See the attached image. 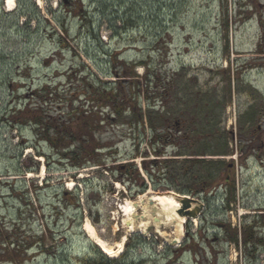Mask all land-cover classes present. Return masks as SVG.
<instances>
[{
	"label": "rangeland",
	"instance_id": "rangeland-1",
	"mask_svg": "<svg viewBox=\"0 0 264 264\" xmlns=\"http://www.w3.org/2000/svg\"><path fill=\"white\" fill-rule=\"evenodd\" d=\"M7 1L0 0V229L17 226L44 238H31L40 245L27 259L2 264H78L97 240L117 250L124 237L123 253L131 239L130 259L151 256L164 263L170 254L165 245L179 238L170 246L180 247L190 234L202 246L186 249L174 264H264L263 247L255 258L231 241L232 229L253 217L264 236V0H82V17L68 14L64 0H14L13 11ZM106 51L128 63L144 62L172 81L173 92L154 111L161 105L166 130L176 133L162 146L160 160L175 162L154 183L143 167L144 159L159 158L147 118L145 129L135 121L101 135L114 147L111 170L81 171L67 170L55 158L47 170L45 157L31 147L37 143L33 130L23 129L27 139L21 142L20 131L5 121L14 102L20 104L22 96L46 81L64 82L76 65L106 76L112 69ZM144 70L143 65L136 68L139 75ZM139 102L147 114L144 96ZM195 120H203L208 139L189 134ZM38 144L50 156L49 146ZM206 150L211 155H193ZM202 157L222 161L224 177L206 195L178 192L195 181L192 174L181 173L182 162ZM130 161L149 186L144 193L137 184L121 181L119 166ZM228 167L234 171L235 193ZM64 190L75 193L83 214L73 196L62 199ZM165 192L200 199L205 205L197 223L186 218L181 235L175 220L165 217L158 227L145 218L149 224L130 231L125 223L130 203ZM137 212L141 216L143 209Z\"/></svg>",
	"mask_w": 264,
	"mask_h": 264
},
{
	"label": "trees",
	"instance_id": "trees-1",
	"mask_svg": "<svg viewBox=\"0 0 264 264\" xmlns=\"http://www.w3.org/2000/svg\"><path fill=\"white\" fill-rule=\"evenodd\" d=\"M62 5L68 14L84 16V12L81 13V10L84 9L82 0H64ZM60 24L64 28L63 24ZM114 52L106 51L103 53L109 56L112 68L103 77L114 78L115 81L105 80L85 64L76 65L66 74L64 82L46 81L41 87L27 93L26 97L22 96L24 101H21L20 104L14 102L6 111L5 121L20 131L21 142L27 139L22 130L25 128L33 130L34 139L37 143L31 147L36 151L37 156L45 157L47 170L51 167V159L55 158V162L63 168L70 171H81L87 167L111 170L108 167V158L112 155L111 150L114 147L109 139H104L101 135H107L116 126L133 125L135 121L145 129V119L147 118L155 139V143H152V149L159 158L148 161L144 159L143 167L150 182L154 183L155 177L166 174L167 164L175 162L167 161L168 159L160 160V157L164 155L162 146L165 147L166 143L174 141L172 137L176 136V133L171 129L166 130L167 119L160 112L162 106L160 105L159 109L154 111L158 102L162 101L165 95H170L173 92L171 90L172 81L164 77L160 70L152 71L144 62L132 61L128 63ZM140 65L145 68L143 75H139L136 71ZM141 96H144L147 101V114L144 112L143 106L140 105ZM154 112L157 118L152 119ZM200 115L202 114L198 112L199 117ZM202 122L203 120H195L188 127L189 134L201 136V139H208L209 133H206L205 128H202ZM178 124L176 123L177 126ZM38 143H45L49 146L52 151L50 156L39 150L41 144ZM181 154L179 153L180 156ZM193 155L207 156L211 154L206 150ZM144 157L147 158V155ZM192 164L193 166H190ZM223 167L222 161H208L204 157L185 159L182 162L181 173L184 175L192 174L195 181L192 180V187L190 188L176 190L181 193L193 192V194L204 193L206 195L214 182H218L224 177L222 174ZM119 169V174L123 179L119 178L118 180L129 181L131 185L137 184L141 193L149 189L134 162H127L119 166ZM230 169V167L226 168V177L234 190L233 193H235L234 171ZM74 195V192L64 190L62 199H68ZM233 198L234 196L231 199L227 198V207ZM74 200L78 210L83 214L78 197L75 196ZM259 222L257 217H253L251 223L242 226L241 234L237 228L232 229L231 241L239 246L241 240V245L246 247L248 253L252 252L255 258L259 256L261 247L264 248V236L258 233L261 227ZM6 227L0 229V264L27 259L32 254L33 249L40 245L38 242L32 241L31 238L38 236L42 240L44 238L43 234H27V231L21 227ZM222 228L226 232L231 229L227 225H223ZM138 238L142 243L145 242L141 235H138ZM196 238L195 234L188 235L182 245L177 248L165 245V249L170 254L165 258L164 263L151 256L130 259L131 239H128L126 243V252L118 258L108 257L98 245L92 244L94 251L77 259L76 262L78 264H174L176 258H181L182 252L186 249L193 251L202 246L201 240ZM67 260L70 258L68 257Z\"/></svg>",
	"mask_w": 264,
	"mask_h": 264
},
{
	"label": "bare ground",
	"instance_id": "bare-ground-1",
	"mask_svg": "<svg viewBox=\"0 0 264 264\" xmlns=\"http://www.w3.org/2000/svg\"><path fill=\"white\" fill-rule=\"evenodd\" d=\"M13 1L14 0L7 1L9 8H11L9 11L15 9V7H13L15 6ZM180 205V201L176 199L172 192H165L152 196L143 195L139 200L132 201L127 207V218L125 223L129 230L132 231V229L134 230L135 228L140 227V225L142 226L144 223L149 224V222H145V218H151V221L159 227L164 225L165 217H167L168 220H175L178 223V227L180 228L179 232L181 235H184L183 225L186 222V217L178 214V209L181 207ZM194 205L196 204L194 203ZM138 209H143V214L141 216L138 215ZM192 219L197 223L196 218ZM87 229H89L91 233H94L93 228L90 226H88ZM126 239V237L122 239L117 250L108 247V245L101 240H97L96 243L101 248L102 252L113 258L118 257V255L123 252ZM175 240L179 241V238H176Z\"/></svg>",
	"mask_w": 264,
	"mask_h": 264
},
{
	"label": "water",
	"instance_id": "water-1",
	"mask_svg": "<svg viewBox=\"0 0 264 264\" xmlns=\"http://www.w3.org/2000/svg\"><path fill=\"white\" fill-rule=\"evenodd\" d=\"M174 196L181 203L180 205L181 207L178 209V214L180 216H187L190 218H195V217H198L200 213L202 212V210L204 209L205 204L201 203L199 199H195L192 197L190 198V196L181 195L177 193H174ZM193 203H197V206L196 207L194 206V208H192ZM176 242H177L176 240H173L172 243H176Z\"/></svg>",
	"mask_w": 264,
	"mask_h": 264
}]
</instances>
